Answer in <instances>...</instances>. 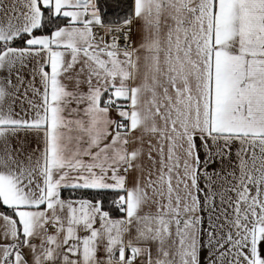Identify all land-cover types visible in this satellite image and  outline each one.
I'll list each match as a JSON object with an SVG mask.
<instances>
[{
	"label": "snow or ice",
	"instance_id": "6c2138e0",
	"mask_svg": "<svg viewBox=\"0 0 264 264\" xmlns=\"http://www.w3.org/2000/svg\"><path fill=\"white\" fill-rule=\"evenodd\" d=\"M0 264H264V0H0Z\"/></svg>",
	"mask_w": 264,
	"mask_h": 264
}]
</instances>
